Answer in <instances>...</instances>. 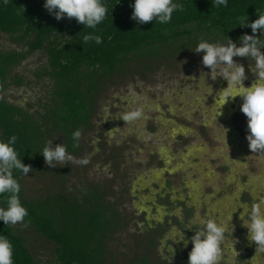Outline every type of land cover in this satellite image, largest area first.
<instances>
[{
  "label": "rangeland",
  "instance_id": "1",
  "mask_svg": "<svg viewBox=\"0 0 264 264\" xmlns=\"http://www.w3.org/2000/svg\"><path fill=\"white\" fill-rule=\"evenodd\" d=\"M196 47L152 66L131 62L129 69L138 74L114 75L113 82L101 87L90 126L81 132L74 152L66 150L74 161L88 163L56 162L68 171L64 189L55 181L60 172L51 168L42 177L31 173L23 179L26 194L36 198L65 194L81 201L97 187L116 213L115 228L102 243L109 264H139L142 256L147 264H188V247L193 246L191 237L201 228V219L228 224L220 261L236 264V252L248 253L247 247L254 244L247 239L240 216L244 207L264 199V153L249 148L242 99H229L224 106L220 102L218 92L227 81L222 77L213 81L210 76L206 84L199 81L201 71L211 69L202 65L203 53H195ZM12 49L20 47L0 32V51ZM234 60L244 65L248 77L244 85L250 86L257 78L249 67L255 61ZM45 62L42 50L28 54L12 71L23 82L6 86L3 98L30 113L42 112L52 85L35 72ZM132 111L140 115L124 121L122 116ZM63 134L57 130L51 134L53 147L63 145ZM158 223L166 231L150 240L145 227ZM195 223L200 227L195 228ZM16 225L25 231L26 242L41 264H56L50 243ZM142 232L144 238L138 237ZM252 258L253 264H264V252L254 251Z\"/></svg>",
  "mask_w": 264,
  "mask_h": 264
},
{
  "label": "trees",
  "instance_id": "2",
  "mask_svg": "<svg viewBox=\"0 0 264 264\" xmlns=\"http://www.w3.org/2000/svg\"><path fill=\"white\" fill-rule=\"evenodd\" d=\"M102 2L107 7L106 18L91 29L74 18L57 20L45 9L46 0H8L7 4L0 0V32L20 47L0 51V142L7 143L15 135L17 140L12 146L18 159L31 165L28 174L42 177L50 168L53 172L58 170L60 179L55 181L61 190L68 171L58 165L47 166L41 154L43 148L57 130L64 133L63 146L73 153L72 135L90 126L101 87L113 82L114 75L125 78L138 74L129 69L131 62L141 60L152 66L201 41L226 44L231 38L240 46L245 34L256 35L258 47L264 51V31L254 34L251 27L240 26L241 17L249 24L259 18L257 13L264 12V0H227V7L214 6V0H173L183 10H175L167 24L156 20L139 24L133 20L131 5L135 0ZM87 34L98 35L103 42L84 43ZM41 50L46 62L35 76L49 79L52 86L42 103V112L30 113L5 100L1 92L10 84L23 82L12 75L13 69L28 54ZM27 175L13 169L21 186L19 198L28 211L20 224L28 227L30 234L50 243L55 263L109 264L102 243L115 228L113 204L103 201L97 187L88 190L81 201H73L65 194L49 193L51 196L38 198L27 195L23 186ZM0 207H7L6 194L0 195ZM19 228L0 220V236H6L13 245L14 264H41L26 242L25 231L20 232ZM145 229L151 233L150 240H154L157 228ZM144 232L138 237H143ZM140 242L136 240L138 245ZM148 261L142 256L139 264Z\"/></svg>",
  "mask_w": 264,
  "mask_h": 264
},
{
  "label": "clouds",
  "instance_id": "3",
  "mask_svg": "<svg viewBox=\"0 0 264 264\" xmlns=\"http://www.w3.org/2000/svg\"><path fill=\"white\" fill-rule=\"evenodd\" d=\"M7 2L8 0H4L5 4ZM221 5L227 7V0H214V6ZM44 7L57 20L65 16L68 19L74 18L78 23L85 25V28L91 29H95L107 15V7L102 0H46ZM131 7L134 9L132 19L139 24H146L153 20L160 24H167L171 21L175 10H183V6L173 3V0H135ZM257 15L259 18L250 24L241 17L240 26L251 27L254 34L264 31V12ZM91 40L97 44L103 42L98 35H84V43ZM258 43L256 35L245 34L240 38V46L229 38L226 44L201 41L194 50L195 53H203L202 65L211 69L210 73L201 71L199 81L202 80L206 84L209 76L213 81L218 77L227 81V87L218 92L222 105L224 106L229 99L235 100L236 97L242 99L240 110L247 117L249 134L246 138L252 153H264V51H261ZM234 57L251 58L255 61V66L249 65V67L257 78L250 86L244 85V81L248 79L244 65L234 60ZM139 115V112L132 111L123 115L122 119L133 121ZM227 132L228 129H226ZM80 137V130L73 133L74 146H77ZM16 140L17 137L13 135L7 143L0 142V195L6 194L7 204L6 208L0 207V220L6 225L23 223L28 215L27 208L19 198L21 186L13 176V169L27 175L32 171V167L18 159V153L12 146ZM41 154L45 164L52 168H56V162L88 163L87 159L74 161V158L67 153L65 146L57 144L53 147L52 142L43 148ZM243 210L240 219L242 226L248 230L247 239L256 245V251L264 252V199L244 207ZM230 220L232 221V218ZM199 223L201 228L191 237L193 247L189 253L188 264H219L221 245L225 240L228 224L211 218L201 219ZM231 226L233 236L235 229L232 224ZM181 240L187 247L188 241L184 238ZM235 241L238 242L236 239ZM0 264H14L13 245L6 236H0Z\"/></svg>",
  "mask_w": 264,
  "mask_h": 264
},
{
  "label": "flooded vegetation",
  "instance_id": "4",
  "mask_svg": "<svg viewBox=\"0 0 264 264\" xmlns=\"http://www.w3.org/2000/svg\"><path fill=\"white\" fill-rule=\"evenodd\" d=\"M182 205H183L182 207H185V203H182ZM185 208L187 209V207H185ZM186 209H185V210H186ZM155 226H156V227H155ZM155 226H150V228H152V229H156V228H157L155 234L161 232L163 229H164V231H162V232L165 233V231H166V226H165V225H163V224H161V223H160V224L158 223V224H155ZM194 226H195V228L200 227V225H197L196 223H195ZM161 229H162V230H161ZM160 230H161V231H160ZM162 234H163V233H162ZM162 238H163V235H162ZM192 247H193V246H189V247H188V250H191ZM254 251H256V245H255V244H253V248H252V250H251V252H250L251 255H253V252H254ZM259 252L263 253L262 251H259ZM249 255H250V254H249ZM239 258L241 259V255L239 256ZM243 260H244V258L242 259V261H243ZM242 261H241V263H240V262H239V259H238V262H237L236 264H239V263H240V264H244V262L242 263ZM219 264H228V263H226V262H224V261H220ZM248 264H249V263H248Z\"/></svg>",
  "mask_w": 264,
  "mask_h": 264
},
{
  "label": "crops",
  "instance_id": "5",
  "mask_svg": "<svg viewBox=\"0 0 264 264\" xmlns=\"http://www.w3.org/2000/svg\"><path fill=\"white\" fill-rule=\"evenodd\" d=\"M253 247V246H252ZM252 247L250 248V247H247V251H248V253H244V254H241L240 252H236V254H238L239 253V256L241 255V259L240 258H238L239 259V262L241 263V261H242V259L244 258V260L242 261V263L244 262V264H253V258H252V256L253 255H251V253H249V252H251V249H252ZM250 254V255H249ZM238 256V257H239ZM252 258V259H251ZM238 262V261H237ZM239 263V264H240Z\"/></svg>",
  "mask_w": 264,
  "mask_h": 264
},
{
  "label": "snow or ice",
  "instance_id": "6",
  "mask_svg": "<svg viewBox=\"0 0 264 264\" xmlns=\"http://www.w3.org/2000/svg\"><path fill=\"white\" fill-rule=\"evenodd\" d=\"M222 103V101H220Z\"/></svg>",
  "mask_w": 264,
  "mask_h": 264
}]
</instances>
